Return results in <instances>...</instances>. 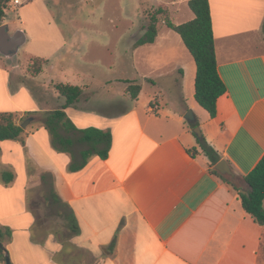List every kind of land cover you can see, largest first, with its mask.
I'll list each match as a JSON object with an SVG mask.
<instances>
[{
	"label": "crops",
	"instance_id": "0c3cea01",
	"mask_svg": "<svg viewBox=\"0 0 264 264\" xmlns=\"http://www.w3.org/2000/svg\"><path fill=\"white\" fill-rule=\"evenodd\" d=\"M9 4L0 18L7 30V13L28 18L23 3ZM209 7L217 70L226 87L215 117L194 98L196 66L179 34L157 27L154 41L135 50L150 49L149 82L164 85V94L154 98L161 110L155 113L148 105L141 112L134 103L141 90L123 110H95L93 93L84 97L86 106L80 98L65 108L77 128L93 126L112 136L107 158L93 155L78 171L69 170V154L53 148L43 124L46 113L64 102L52 91L62 82L54 71L69 60L71 42L48 32L37 14L22 19L29 22L25 27L41 31L36 36L40 55L31 60H46L39 74L30 75L27 67L24 76L51 88L61 103L50 106L37 89L19 79L23 75L17 54L13 60L0 54L11 64L7 68L0 62V113H13L16 124L28 113L33 117L23 141H0V229L11 264H264V226L242 208L234 185L211 172L184 118L191 109L201 134L241 176L262 157L264 0H209ZM79 87L94 92L90 86ZM192 148L195 155L189 152ZM2 171L11 175L8 184L1 179ZM37 182L45 206L63 230L39 228L28 201L29 188ZM51 190L58 199H51Z\"/></svg>",
	"mask_w": 264,
	"mask_h": 264
},
{
	"label": "rangeland",
	"instance_id": "374dc122",
	"mask_svg": "<svg viewBox=\"0 0 264 264\" xmlns=\"http://www.w3.org/2000/svg\"><path fill=\"white\" fill-rule=\"evenodd\" d=\"M184 1L23 0V9L28 18L9 12L5 19L9 23L10 33L20 29L28 36V42L17 53L20 73L23 76L26 74L31 58L37 56L35 54L40 55L41 52L40 42L36 38L41 31L25 27L29 25V22L24 23L23 20L29 21L32 19V14H37L48 32H58L71 42L68 50L72 49L73 53L68 54L69 60L60 65L54 74L58 81L81 87L90 86L94 92L83 90L80 97L83 99L82 106H86L84 97L93 93L95 97L92 106L95 110L111 112L130 107L133 100L127 93L126 87L128 79H133L132 82L142 87L138 98L134 101L140 111L146 113L148 105L152 107L156 105L154 112L159 113L161 104L154 98L156 95L164 94V85H153L149 82L153 66V62L150 61V49L144 47L135 50V42L143 35L154 15L157 17L156 25L161 32L168 29L163 21L166 17L174 24L192 19L193 16L190 15L193 13ZM34 8L36 12H33ZM74 31L77 35L70 37ZM49 50L51 47L47 49ZM0 62L7 68L11 65L3 56H0ZM23 76H19V79L33 89H37V95L48 99L50 106L55 107L61 103L52 96L51 88H42L33 80ZM123 82L125 91L122 90ZM52 91L58 94L56 90ZM122 96L125 97V102L121 101ZM161 102L164 107L163 100ZM42 189L40 183H32L28 197L31 209L37 213L39 228L43 231H61L63 227L60 220L52 215V210L43 202Z\"/></svg>",
	"mask_w": 264,
	"mask_h": 264
},
{
	"label": "trees",
	"instance_id": "16d2710c",
	"mask_svg": "<svg viewBox=\"0 0 264 264\" xmlns=\"http://www.w3.org/2000/svg\"><path fill=\"white\" fill-rule=\"evenodd\" d=\"M10 1L0 0V18L4 16V9L7 8ZM187 5L194 14L192 19L180 24H174L168 17L164 18L163 21L168 28L179 34L185 47L193 57L196 66L194 80V98L196 102L210 117H215L217 100L225 93L226 87L217 70L209 0H188ZM156 22L157 17L154 15L151 17L143 35L136 40V46L154 41L157 34ZM262 29L264 33V23ZM45 62L46 60L43 58H33L28 66V72L32 76H36L41 72ZM54 88L58 95L64 98V102L59 107L46 113L43 118V124L51 135L53 148L69 154L71 158L69 170L78 171L82 169L93 155L102 159L107 158L112 141L111 132L93 126L79 129L65 112V108L74 106L79 102L82 89L79 86L62 82L55 83ZM140 90L141 86L139 84L128 81L126 91L132 100L137 98ZM30 114L28 113L21 119V122ZM14 118L15 115L13 113H0V141L8 139H20L23 141L24 129L21 128L20 124L15 123ZM195 125H198V123L190 124V127L193 128ZM197 143L210 161L211 172L230 183L213 168L222 159L219 152L203 135L201 138H197ZM189 152L191 155H195L197 149H189ZM1 179L4 184H8L11 180V175L2 171ZM244 179L249 186L247 194L240 193L238 188L233 187L238 191L239 199L245 212L253 217L258 224L264 226V154L252 170L244 176ZM50 197L53 200L56 197L58 199L53 190L50 192ZM6 230L7 233L5 235H9V229ZM0 240L3 243L4 234L1 229ZM0 262L5 264L4 249L2 248H0Z\"/></svg>",
	"mask_w": 264,
	"mask_h": 264
},
{
	"label": "water",
	"instance_id": "95a60500",
	"mask_svg": "<svg viewBox=\"0 0 264 264\" xmlns=\"http://www.w3.org/2000/svg\"><path fill=\"white\" fill-rule=\"evenodd\" d=\"M26 37L25 33L22 30H16L14 33L9 34L7 30V25H0V54L7 57L10 60H13L16 57V54L19 48L25 43ZM185 120L189 124H195L196 118L191 109H187L184 114ZM33 120L32 116L26 117L21 123V128L25 129ZM192 132L197 138H201V130L197 125L192 128ZM214 170H216L220 175H222L225 179H227L230 183H232L236 188H238L240 193L247 194V190L249 188L247 182L244 177L241 176L235 169L231 166V164L224 158L219 160L214 165ZM0 248L4 249V259L5 264H11L9 259V254L3 243L0 240Z\"/></svg>",
	"mask_w": 264,
	"mask_h": 264
},
{
	"label": "built area",
	"instance_id": "2783aa9c",
	"mask_svg": "<svg viewBox=\"0 0 264 264\" xmlns=\"http://www.w3.org/2000/svg\"><path fill=\"white\" fill-rule=\"evenodd\" d=\"M10 3L13 4V5H21L23 2H22L21 0H11ZM155 106H156V105H154L153 107L151 106V108H152L151 110H152L153 112L156 111V110H155Z\"/></svg>",
	"mask_w": 264,
	"mask_h": 264
}]
</instances>
